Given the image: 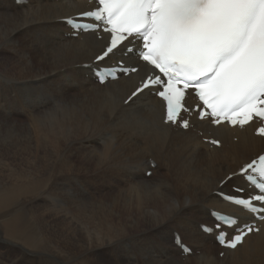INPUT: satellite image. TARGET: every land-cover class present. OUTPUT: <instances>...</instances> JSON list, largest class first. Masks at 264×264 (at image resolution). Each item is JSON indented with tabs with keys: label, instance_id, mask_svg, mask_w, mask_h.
<instances>
[{
	"label": "bare ground",
	"instance_id": "bare-ground-1",
	"mask_svg": "<svg viewBox=\"0 0 264 264\" xmlns=\"http://www.w3.org/2000/svg\"><path fill=\"white\" fill-rule=\"evenodd\" d=\"M15 1L0 0V77L12 82L0 86V264H264V231L220 257L214 236L197 227L211 208L236 211L214 191L264 150L254 127L195 120L201 136L164 125L163 103L152 95L124 105L141 73L107 85L78 74L105 44L92 33L69 37L59 21L84 2ZM52 90L65 93L66 106L47 102ZM45 131L51 139L40 144ZM210 135L222 146L203 142ZM150 159L157 166L147 177ZM45 174L53 214L37 198L34 212L21 209L17 198L32 189L22 182ZM169 221L176 223L163 228ZM176 231L194 254L182 255ZM125 240L132 249L119 246Z\"/></svg>",
	"mask_w": 264,
	"mask_h": 264
},
{
	"label": "snow or ice",
	"instance_id": "snow-or-ice-1",
	"mask_svg": "<svg viewBox=\"0 0 264 264\" xmlns=\"http://www.w3.org/2000/svg\"><path fill=\"white\" fill-rule=\"evenodd\" d=\"M61 22L71 25L76 36L92 33L105 41L94 61L78 69L90 81L107 85L130 78L141 69L127 61L143 63L144 75L126 105L155 95L166 103V124L189 129L182 113H195L216 126L244 129L258 123L264 138V0H94L92 10ZM9 43L5 38L3 46ZM11 83L0 77V86ZM64 97L52 90L46 99L59 110L67 104ZM186 97L199 102L187 105ZM210 143L222 146L218 139ZM220 186L231 191L216 195L236 211L213 210L215 223L197 227L214 234L222 247L237 250L247 237L264 231V152L225 175ZM179 243L182 252L194 254L182 238ZM119 246L130 250L133 241Z\"/></svg>",
	"mask_w": 264,
	"mask_h": 264
},
{
	"label": "rangeland",
	"instance_id": "rangeland-1",
	"mask_svg": "<svg viewBox=\"0 0 264 264\" xmlns=\"http://www.w3.org/2000/svg\"><path fill=\"white\" fill-rule=\"evenodd\" d=\"M12 60H15V58L10 59L9 61H7V63L12 62ZM7 67H9V66H7ZM32 126L35 127L37 125H36V123H33ZM40 135H41V140L43 142H39L38 141V136L35 135V140H37L40 144L41 143L44 144V139H42L43 135H46V136H48L51 139L49 133H47L46 131L44 132V134L40 133ZM41 146L44 147V145H41ZM0 155H4L5 156L6 154L0 153ZM35 169H37L36 171H38L39 170V166L38 167L36 166ZM44 177H46V178H44ZM46 179L49 180V181H47ZM50 179H51V177L49 176V174H45V175H42L41 177L39 176L38 178H35V179L27 181L28 183L27 182H22V184H24V185H31L32 189L29 191V193H26V196L24 195L22 197L17 198V202L19 203L21 209H23L25 211H27V209H32L33 212H34V210L36 208H35V206H32V208H31L30 207V202H33V200H35L37 198L39 202H35L34 201V203L36 205H38L39 207H41L42 209L46 210L48 214H50V215L53 214V212H51V211H53V208H52L53 199H52V195H51L53 189H52V184H51L52 183L51 182L52 179L51 180ZM43 186H47V187H43Z\"/></svg>",
	"mask_w": 264,
	"mask_h": 264
}]
</instances>
